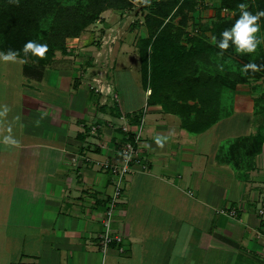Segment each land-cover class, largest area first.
<instances>
[{"label": "crops", "instance_id": "0c3cea01", "mask_svg": "<svg viewBox=\"0 0 264 264\" xmlns=\"http://www.w3.org/2000/svg\"><path fill=\"white\" fill-rule=\"evenodd\" d=\"M82 35L76 37H83L82 49L57 51L42 78L22 69L24 79L5 99L12 98L15 119L0 130V258L6 264H264V218L256 209L264 196L261 80L238 84L227 112L195 133L150 97L140 61L136 72L120 62L123 73L111 81L119 103L96 93L88 85L96 64L83 48L98 40ZM133 43L120 42L121 59L140 60ZM115 64L116 56L108 80ZM139 117V162L131 163L112 220L123 250L113 243L103 254L98 235L114 177L102 164L120 163L126 133L119 126L135 131ZM210 130L217 135H207Z\"/></svg>", "mask_w": 264, "mask_h": 264}, {"label": "trees", "instance_id": "16d2710c", "mask_svg": "<svg viewBox=\"0 0 264 264\" xmlns=\"http://www.w3.org/2000/svg\"><path fill=\"white\" fill-rule=\"evenodd\" d=\"M219 1L215 16L199 23L185 44L182 41L185 27L189 12L196 8V0H150L142 6L143 10L147 9L142 16L146 34L138 36L136 45L143 85L151 87L150 97H157L165 110L179 114L182 125L195 133L218 118L222 93L224 98L231 96L238 84H250L264 74L263 54L255 58L242 55L241 62L236 60L237 66L233 67L221 59L222 55L229 57L226 51L233 52L231 41L227 49L216 46L221 32L230 28L241 14L240 3L256 14L264 11V0ZM131 7L133 0H0V49L2 53L15 50L18 57L27 60L23 74L40 79L56 52L67 51L66 39L78 37L107 9ZM224 8L227 11L222 16ZM230 12H234L231 17ZM177 17L178 23H175ZM139 20L131 26L139 25ZM256 23L264 31V15ZM208 31L213 33L214 43L206 39ZM30 40L47 45L43 56L30 52L25 55L23 48ZM220 52L222 55H218ZM253 64L255 68L251 67ZM129 134V139L134 141ZM237 146L231 143V148Z\"/></svg>", "mask_w": 264, "mask_h": 264}, {"label": "rangeland", "instance_id": "374dc122", "mask_svg": "<svg viewBox=\"0 0 264 264\" xmlns=\"http://www.w3.org/2000/svg\"><path fill=\"white\" fill-rule=\"evenodd\" d=\"M150 0H133V7L131 9H107L102 12L99 19L95 21L94 23L90 24L84 31L83 35L84 37H88L91 35H94V38L98 40V42L92 46H90L88 49L83 48V52L92 54V60L96 64L93 66L94 69L91 70L92 77L90 76V82L93 77L101 78V76H104L109 72L110 67L113 65V60L116 56V64L115 68L110 70L109 73V80L115 81L120 78V75L122 72V66H124L126 63L129 62V65L126 66L131 67L135 72L139 68V61H136L137 58L135 57V60L132 59V55L130 53H133V51L126 53L125 55L129 54L130 56H124V58H120L122 55H124V52H119L118 46L120 42H131L134 40L133 45L136 46V52L139 55L138 47L136 45V40L138 36L141 33L146 34L145 29V23L143 16V13L147 12V9L143 10L142 6L146 3H148ZM196 8L189 12V19L187 21L185 30L186 33L183 36V42L185 44L186 39H188L192 34L195 32L196 28H199V23H206L212 17L215 16L217 10L219 9L220 1L219 0H196ZM227 9L221 10V15L225 16ZM234 12H230V17L233 16ZM136 19H140L139 25H136L135 27L131 26V23L135 21ZM179 17L175 18L174 22L178 23ZM106 21H108V26L106 24ZM82 34V33H81ZM80 34V35H81ZM209 36L206 37V39H209L212 43H214V36L213 33L208 31L206 32ZM80 35L78 37H80ZM194 35V34H193ZM255 35L260 39V43L257 45V48L252 53H237L235 49H233V52L230 53L226 51V55L229 57L226 58V56L222 55L221 59L224 61H227V63H230L233 67L237 66L236 60L241 62L242 55H245L248 58H255L257 55L263 54L264 55V31H262L259 27L257 33ZM213 36V37H212ZM133 39V40H132ZM95 40V41H96ZM82 42L83 37L80 39L76 37L68 38L66 39V46L70 48H77L76 51H79L82 49ZM0 53L1 49H0ZM256 54V55H255ZM137 55V56H138ZM87 55V59H88ZM91 57V56H90ZM139 57V56H138ZM135 61V64L130 60ZM140 59V58H138ZM124 63L122 65L120 62ZM27 62L24 58L18 57L15 60H4L0 59V130L1 133H4L6 130V127L10 122L12 123L14 121V117L9 114L11 107L13 109V106L10 104L11 99L9 98L8 101L5 99L11 95L12 90L14 87L19 85V80L24 79L22 74L23 65ZM50 64V62L48 63ZM48 64L45 65L48 66ZM110 66V67H109ZM122 79V78H121ZM132 80V78H129ZM261 80L260 88L264 87V74L258 79ZM256 81V80H255ZM128 82V80H127ZM132 84H134V81H130ZM129 83V82H128ZM114 85V84H113ZM231 89H228V93H230ZM14 91V90H13ZM225 91V90H224ZM223 91V92H224ZM232 93V92H231ZM14 95V92H13ZM232 96H226L224 98L223 93L221 96V111L227 112L228 106L232 104ZM14 97V96H13ZM224 104L227 105V108L224 110ZM13 119V120H12ZM207 135L215 136L217 133H215L214 130H210L207 132ZM0 205H5V201L0 198ZM1 239H0V248H1ZM10 248L12 249L14 245L9 244ZM10 255V254H9ZM1 256V253H0ZM184 260L177 259L176 264H184ZM0 264H6V260L3 258H0Z\"/></svg>", "mask_w": 264, "mask_h": 264}, {"label": "built area", "instance_id": "2783aa9c", "mask_svg": "<svg viewBox=\"0 0 264 264\" xmlns=\"http://www.w3.org/2000/svg\"><path fill=\"white\" fill-rule=\"evenodd\" d=\"M225 9V8H224ZM107 74L104 76H101V78L93 77L92 80L88 82V85L96 92L105 96L111 97L116 103L120 102V95L118 91L115 90L114 85L112 82H110L107 79ZM145 111V109H144ZM143 124V118L138 122L137 129L131 130L130 125H127L126 123L120 125L119 127L126 133V140L121 147V153L122 158L120 160L119 164L106 162L102 164V168L105 170L110 171V173L113 175L114 180V189L112 191V194L109 198V202L106 205L104 215L102 218V230L98 235V244L100 247V250L103 254H105L111 244H115L118 246L120 250H123V236L119 233L114 232L113 226H112V220H113V214L114 210L120 201L122 195H123V181L125 179V176L127 173L131 170V163L132 162H139V157L137 153L136 143L139 141L141 134V126ZM129 133L133 135L134 141L129 139ZM133 141V142H132ZM257 213L259 216L264 218V196L260 198V200L257 203L256 206ZM220 212L224 213V209H220ZM230 215H235L236 211L235 209H231L229 211Z\"/></svg>", "mask_w": 264, "mask_h": 264}, {"label": "clouds", "instance_id": "9594fccd", "mask_svg": "<svg viewBox=\"0 0 264 264\" xmlns=\"http://www.w3.org/2000/svg\"><path fill=\"white\" fill-rule=\"evenodd\" d=\"M238 7L241 9V14L230 28H225L221 32L220 39L216 41V46L224 50L229 47L231 41V45L237 53H252L260 43V39L255 35L259 29V24L256 21L261 15H264V11L252 14L246 10L244 3H240ZM46 48V44L30 40L25 43L23 51L25 55L30 52L35 56H43ZM218 55H222V52ZM16 58L17 52L12 49H9L6 53H0V59L15 60ZM251 67L255 68L256 66L253 64Z\"/></svg>", "mask_w": 264, "mask_h": 264}]
</instances>
